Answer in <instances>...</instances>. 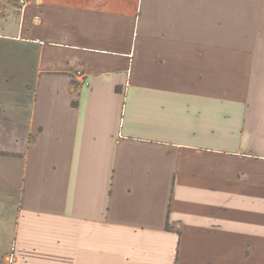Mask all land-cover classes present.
<instances>
[{
    "label": "crops",
    "instance_id": "0c3cea01",
    "mask_svg": "<svg viewBox=\"0 0 264 264\" xmlns=\"http://www.w3.org/2000/svg\"><path fill=\"white\" fill-rule=\"evenodd\" d=\"M11 255L264 264V0H0Z\"/></svg>",
    "mask_w": 264,
    "mask_h": 264
},
{
    "label": "built area",
    "instance_id": "2783aa9c",
    "mask_svg": "<svg viewBox=\"0 0 264 264\" xmlns=\"http://www.w3.org/2000/svg\"><path fill=\"white\" fill-rule=\"evenodd\" d=\"M41 0H16L17 6L21 9H23L25 6H27L30 3H38ZM84 74L82 72H77V77H78V82L79 83H83L84 78H83ZM7 262L8 264H14V255H11L7 258Z\"/></svg>",
    "mask_w": 264,
    "mask_h": 264
}]
</instances>
